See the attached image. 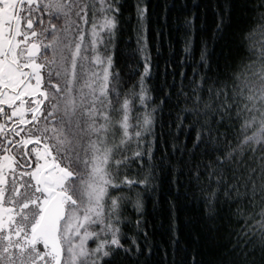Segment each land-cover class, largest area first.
I'll return each instance as SVG.
<instances>
[{"label": "snow or ice", "instance_id": "1", "mask_svg": "<svg viewBox=\"0 0 264 264\" xmlns=\"http://www.w3.org/2000/svg\"><path fill=\"white\" fill-rule=\"evenodd\" d=\"M175 7L165 5V21ZM182 7L189 9L186 3ZM248 7L256 12V23L244 36L249 62L222 76L217 55L213 68L215 46L225 39V15L216 12L212 47L201 40L189 87L185 90L182 83L176 93L175 104L184 107L174 133L168 123L169 152L163 112L158 115V106L150 107V57L144 55V71L123 97L120 74L112 71L110 49L118 39L121 0H0V264H153L154 245L138 243L140 234L145 241L149 236L144 197L158 192L174 157L182 160L187 153L190 164L197 150L211 159L196 165L194 179L200 182L201 165L210 184L216 177L217 188L205 197L209 231L218 227L221 188L225 201L236 202L231 199L235 192L257 207L264 183L258 191L256 168L250 164L259 159L264 181V0ZM135 10L145 33L138 36L143 52L146 0H137ZM227 13L231 19L230 6ZM196 18L192 11L184 21L187 63L195 51ZM205 19L201 30H206ZM157 142L164 145L158 159ZM172 183L177 185V200L169 209L172 259L164 248L165 264H205L199 233L190 252L182 242L179 201L189 193L181 194L178 176ZM157 204L158 199L154 210ZM129 205L138 217L133 237L123 231L131 222L125 216ZM237 214L245 221L237 241L248 239L225 249L216 264H264V207L247 215L238 209ZM125 239L131 244L126 246Z\"/></svg>", "mask_w": 264, "mask_h": 264}, {"label": "trees", "instance_id": "2", "mask_svg": "<svg viewBox=\"0 0 264 264\" xmlns=\"http://www.w3.org/2000/svg\"><path fill=\"white\" fill-rule=\"evenodd\" d=\"M136 2L137 0H121L122 14L119 18L118 39L114 48H111L113 56V73H119L122 81L121 97L134 83L139 80L140 74L144 71V55L150 57L151 77L146 81L150 89V95L153 97L150 102L151 106H158L159 110L163 112V131L166 133L165 140L169 141L168 151L171 152V138L167 135L168 123H171V130L174 133L176 123H178V116H182V109L184 105L175 104L176 93L180 90L181 84L185 86V90L189 87V81L193 76V67L195 61L199 60L201 52V40L207 39L209 41V48L211 49L212 30L215 24L219 21V16L216 12L225 15V39L218 42L215 46V53L213 54V68L215 69L216 57L219 55V64L221 75L225 72H231L234 68L249 62L251 53L248 51L247 42L244 36L248 30L251 29L256 20V12L248 5L253 4L256 0H146L149 14L147 24V46L141 52V44L138 42V36H144L145 33L140 29L136 18ZM189 6L185 10L182 6L184 4ZM175 4L177 7L172 8L165 21V5ZM198 5V8H194ZM231 7V19L227 18V9ZM195 11L197 18L195 20V51L192 56V62L187 63L188 57L183 51L185 47V30L184 21L185 17L191 18V12ZM201 17H206L203 21V26L206 30H201L202 20ZM181 73H186L182 76ZM197 80L199 75H197ZM168 93H171V98L168 99ZM164 101V102H162ZM139 110V109H138ZM171 112V115H169ZM189 120H185L187 125ZM161 131L159 121L157 124L156 132L159 134ZM196 130L193 129L191 135L187 138V145L192 147L195 140ZM185 141L183 132L179 135V143ZM164 151V145L159 142L155 145V153L157 159ZM180 153H176L179 157ZM260 153H257L259 157ZM188 154H184L182 160L173 158V169L163 175L159 181L160 187L157 193H151L144 197L145 205L147 208V220L149 233L148 240L145 241L142 234L139 235L138 243L146 248L147 244L154 245L152 261L153 264H165L164 248H168V261L172 259L171 249L169 246V232L168 225L170 223V202L176 201V188L177 185L172 183L173 179L178 176L180 181V192L183 194L185 190L189 193L187 199H181L179 211V223L181 225V239L187 241L189 252L193 246V235L199 233L200 240L198 250L200 255L205 260V264H216L220 259L221 253L225 249L231 247L233 244L239 243L243 245L248 239L247 236L242 237L237 241V236L241 235L240 229L244 226V219L237 214V210L244 212L245 215L252 212H259L261 207H264V200L261 199L264 193H260L255 198L257 207L253 209L249 205L253 203L250 199L241 197L236 198L235 192L231 199L236 202L231 203L225 201L224 189L221 188L217 200V208L219 210V218L215 221L218 225L215 232L208 230V223L204 219V209L206 205L205 197L217 188L214 182L216 177H212V183H209L208 173L201 165V180L198 183L194 177L196 175V165L203 161L207 164L211 159L208 154L201 155L199 150L192 158L191 163L188 164ZM246 160L248 157L245 158ZM260 161L257 159L250 167L256 168V177H254L257 190L261 183L260 179ZM191 168V172L189 171ZM229 171L227 176H231ZM191 181V182H190ZM234 183V181H229ZM244 188H240V192L244 193ZM249 197L251 196V185H249ZM158 204L153 209L154 203ZM125 216L131 221L123 227L126 237L136 236V220L138 219L135 211L131 205L128 206ZM258 218V217H257ZM251 235V233H249ZM124 244L130 245L131 240L125 239ZM252 243H258L253 239ZM257 259L259 258V251L256 253ZM179 255L177 259H179ZM187 259V255H185Z\"/></svg>", "mask_w": 264, "mask_h": 264}, {"label": "rangeland", "instance_id": "3", "mask_svg": "<svg viewBox=\"0 0 264 264\" xmlns=\"http://www.w3.org/2000/svg\"><path fill=\"white\" fill-rule=\"evenodd\" d=\"M94 246V245H93Z\"/></svg>", "mask_w": 264, "mask_h": 264}]
</instances>
